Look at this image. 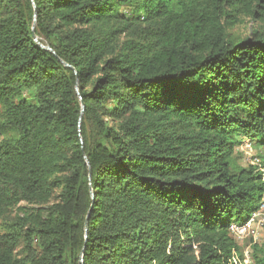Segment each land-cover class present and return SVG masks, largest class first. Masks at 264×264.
Wrapping results in <instances>:
<instances>
[{
    "label": "trees",
    "instance_id": "1",
    "mask_svg": "<svg viewBox=\"0 0 264 264\" xmlns=\"http://www.w3.org/2000/svg\"><path fill=\"white\" fill-rule=\"evenodd\" d=\"M242 136L264 0H0V264H233L264 198Z\"/></svg>",
    "mask_w": 264,
    "mask_h": 264
},
{
    "label": "rangeland",
    "instance_id": "2",
    "mask_svg": "<svg viewBox=\"0 0 264 264\" xmlns=\"http://www.w3.org/2000/svg\"><path fill=\"white\" fill-rule=\"evenodd\" d=\"M240 23L236 26L229 27V32L237 39H242L251 36L252 30H262L263 26L251 23L249 18L240 17ZM239 144L235 148L234 164L240 169H248L249 167L264 165V146L259 144L260 139L251 141L242 136L239 138ZM258 225L253 224L250 233L247 237L235 243L239 248L238 260L241 264H252L254 258V248L257 246L264 249V227L259 221Z\"/></svg>",
    "mask_w": 264,
    "mask_h": 264
},
{
    "label": "built area",
    "instance_id": "3",
    "mask_svg": "<svg viewBox=\"0 0 264 264\" xmlns=\"http://www.w3.org/2000/svg\"><path fill=\"white\" fill-rule=\"evenodd\" d=\"M257 221H259L260 224H262L264 227V198L262 199L260 207L251 214L249 220L245 224L240 225L234 223L231 225L230 232L232 233L234 240L235 239L238 241L244 240L247 237V235L250 233L252 225L253 224L258 225L256 223ZM232 263L241 264L240 260H238V256L236 255V253ZM252 264H254V260H252Z\"/></svg>",
    "mask_w": 264,
    "mask_h": 264
},
{
    "label": "water",
    "instance_id": "4",
    "mask_svg": "<svg viewBox=\"0 0 264 264\" xmlns=\"http://www.w3.org/2000/svg\"><path fill=\"white\" fill-rule=\"evenodd\" d=\"M36 16H37V13L35 14V21H36ZM33 29H34V27H33ZM33 37H34V41H35L36 43H38L41 47L45 48V49L48 50V51H52V49H51L49 46H44L43 44H41L39 38L36 36V34H35L34 32H33ZM80 98H81V97H80ZM84 108H85V106H84V104L82 103V110H83V111H84ZM85 159L87 160L86 157H85Z\"/></svg>",
    "mask_w": 264,
    "mask_h": 264
}]
</instances>
